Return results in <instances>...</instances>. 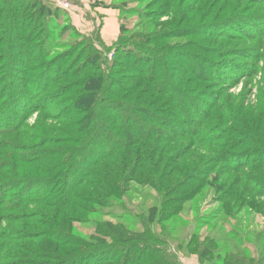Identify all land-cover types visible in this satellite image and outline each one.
Here are the masks:
<instances>
[{"label": "rangeland", "instance_id": "374dc122", "mask_svg": "<svg viewBox=\"0 0 264 264\" xmlns=\"http://www.w3.org/2000/svg\"><path fill=\"white\" fill-rule=\"evenodd\" d=\"M38 1L46 10L33 22L56 23L46 29L51 49L45 61L63 62L57 70L64 73L68 68L69 77L63 80L78 86L75 92L83 105L73 115L61 117L58 112H68L69 100L76 95L47 100L45 111L31 115L19 131L0 135V264H60L88 250L89 244L97 250L142 246L147 234L153 237L149 245L158 246L162 240L168 247L161 245V250L170 248L181 264H264V0H69L67 9L57 0ZM48 9L51 15L46 14ZM153 12L161 15L151 22ZM108 19L114 25L104 32ZM147 26L167 37L152 48L171 65L168 73L177 91L161 95L152 90L166 84L149 83L138 75L129 83L125 79L134 73L124 68L123 61L110 66L111 79L128 90L118 97L121 101L135 100L137 90L129 91L134 86L151 90L148 100L155 103L148 107L153 110L149 114L153 122L148 124L163 136L143 139L129 151L121 149L112 157L121 159L113 169H106L104 162L94 168L95 176L105 168L115 170L114 182L128 180L119 191L120 199L100 193L102 187H95L100 185L91 177L89 185L76 189L72 205L60 207L45 198L21 201L18 193L25 183L35 178L47 181L59 171L54 169L59 158L88 147L77 131L94 117L85 98L93 80H83L100 74L96 68L101 61L91 62L93 55L106 54L108 63L115 60L122 39ZM10 36L11 31L0 30V90L5 65L13 57ZM37 44L34 41L30 47ZM188 52L194 64L186 73L182 62ZM87 61L93 66L81 69ZM146 67L144 75L164 71L153 64ZM52 102L54 106L48 107ZM38 123L49 131L50 139L43 146H38L39 135L32 130L40 127ZM66 138L71 143L57 145ZM99 140L89 146L86 155L91 160L96 149L102 150ZM17 146L32 149L20 153L14 150ZM146 162H151L150 168ZM134 165L147 167L146 175L144 170L130 175ZM188 176L194 179L184 189L181 185ZM84 192L88 197L79 198ZM107 223L118 230L112 233L114 238L103 227ZM120 230L127 236L125 245L117 243ZM64 238L66 244L81 242L83 249L64 246ZM166 260L176 263L170 255Z\"/></svg>", "mask_w": 264, "mask_h": 264}, {"label": "trees", "instance_id": "16d2710c", "mask_svg": "<svg viewBox=\"0 0 264 264\" xmlns=\"http://www.w3.org/2000/svg\"><path fill=\"white\" fill-rule=\"evenodd\" d=\"M26 1L33 3L35 6H31ZM10 2L16 4H10ZM36 6L39 7V10L37 11H35L34 8ZM2 7H5V10ZM0 9V30L5 32L11 31L9 39L12 42L11 45L14 47V50L12 49L13 54H11L13 57L10 56V62H8L4 68L6 72L4 75L2 73L3 77H5L2 79L0 90V135L19 131L31 115L45 111L44 109L46 108H43L42 106L47 100L52 99L53 101H56L58 98H62L63 96L72 93L76 96L69 100L72 104L70 110L68 112L64 111V114H62L63 112L61 111L58 113L61 117L73 115V113L77 112V109L79 110L81 105H83L80 103L81 99L77 96L78 92H75V89H77L78 86L67 84L63 80L69 76L67 71L68 68H66L64 73H60L61 70H57V67H60L61 69L64 67L62 61L58 63H54L51 60L45 61L51 49V39L46 32L48 28H53L56 23L50 20L43 21L42 23L33 22L35 19L40 18L41 15H43V11L46 10V5L38 0H0ZM12 12L14 14H12ZM46 14L51 15V10L48 9ZM160 15L161 14L158 12L149 14L152 19L151 22H154L153 19H158ZM19 26L22 28H19ZM28 28L31 29V32L27 31ZM147 29H149L148 26L140 33L132 35L127 39H122V42H120L121 46H118L113 54L116 59H113L109 63L107 59H104L106 54L98 53L97 55H93L94 57L92 56L94 61L91 62L96 63V61H101V67L98 66L99 68H96V70H100V74L97 78L86 77L83 80H89V82L93 80V85L89 87L91 89L88 91V96L85 98H88L87 100L90 105L89 113L93 114L94 117L90 123L85 124V126L82 125V128H79L77 131L80 135L82 134V136H84V139L81 141L83 146L88 145V147H83V151L79 150L77 153L70 152V156L65 155L64 157L59 158L57 164L54 166V169H59V171L51 175L47 181L35 178L34 180L25 183L27 185L23 186H26V188L23 191L20 189L18 193L21 201L33 200V202H37L42 201V198H45L46 200H49V203H58L57 206L60 207L72 205L77 199L75 194L76 189L86 184L89 185L90 183H88V180L91 177H95L96 183L100 185L95 187H102L99 191L100 193L107 195L108 199H120L119 191L123 188L124 182L126 184L129 183L128 180H124L123 182L119 181V184L118 182H114V177L116 176L115 170L105 171V168H103V171L99 172L100 175L95 176L93 173L94 168L104 162L107 163L105 165L107 166L106 169H113L114 165H117L121 159L119 156L115 158L112 157L119 153L118 151L121 149L128 148L129 151L139 145L143 139L149 140L150 138L155 139L159 137L161 139L163 136L159 134L160 130L148 124L153 122L149 117V114H151L153 110H150L148 107L155 103L152 100H148V95L151 90L147 88L141 90V85L134 86L133 88H130L129 91L137 90L135 100H130L128 96L127 99L129 100L121 101V98L118 97H121L124 92L127 93L128 90L121 87L119 82L114 80V78L111 79L110 72L112 68L110 66H115L117 63L116 61L118 60L120 62L123 61L121 63H124V68H127L130 71L132 70L134 73L125 79L129 83H132V81L136 79L135 75H138L143 76L142 78L149 83L152 82L153 84H156L159 81L158 85L166 84L165 88L156 86L152 90L157 93L159 92L161 95L169 96L177 91L175 88V80L169 77L170 72L168 69L170 71L172 70L171 65H169L167 61L162 62L160 59V56L162 55L152 48L153 45L160 44L166 40L167 37L162 34H157L155 28H153L155 31L152 32ZM18 30H20L19 33L15 32ZM121 32L126 33L127 31L121 28ZM44 33H46L45 37L38 41ZM14 34H19V36H15ZM13 38L15 40H13ZM21 38H25L24 42L27 43L26 47L22 46V43L24 42H19V40H22ZM34 41L39 44L32 48L30 47V44ZM31 51L34 54H31ZM177 52L185 54L183 50ZM162 57L164 58V56ZM192 58V54L188 52L185 55V59L187 60L182 62L187 69L186 73H189L188 71L193 69L194 63L190 61ZM91 62L87 61L82 63L81 69L83 68V70H85L90 68V65L93 66ZM102 62H105L106 64H102ZM149 64L155 65L157 69H164V71H160L157 74L154 73L153 75H144L146 74V66ZM83 70H80L79 72ZM85 103L86 102H84V104ZM51 106H54V102L48 105V107ZM90 125H92V128ZM83 127H86L85 130ZM32 130L39 135L38 138H35V135L31 134H26L25 136L27 138H35L38 146L41 144V146H43L45 145L44 143L49 141L50 137L47 135L49 131L44 127H41V125L40 127H33ZM21 136H24V134L21 133ZM99 136H105V138H100ZM94 140H99L98 144L102 150H100V148L96 149V151H94L95 159L91 160L86 154H88L87 151L90 147L93 146L95 142ZM107 140H109V145H105ZM69 143H71L70 138H66L57 142V145ZM31 149L32 148L24 150L21 149V146H17V149L14 150H17L20 153H25ZM40 154L45 155V152ZM17 157L19 161H27L23 157ZM27 159L30 160V158ZM109 159L113 160L112 163L108 161ZM147 163L148 162H146V164ZM147 167H151V162L150 164L148 163ZM147 167L145 168V166H143L138 168L137 165H134L132 170H130V175H137L139 170H144L143 174L146 175L145 170H148ZM56 177H58V179H56ZM120 179L122 180L123 178L120 177ZM193 179L192 176H188L185 178L186 181L182 183L181 187L186 189L191 185L190 183ZM98 180L100 182H97ZM91 185L94 186L95 184ZM127 187L128 186L125 185L126 191L128 190ZM174 191H176L177 194L179 193V190L177 189H174ZM86 193L84 192L83 195H79V198L88 197ZM103 227H107L109 231L108 235L114 238L112 233L118 231L116 227L109 223ZM124 231L126 230L123 229V232ZM121 232L122 230H120V234L118 235L117 243L125 245L127 243V236ZM148 235L149 234L146 235L148 238L143 237L145 238L143 239L145 244L142 246L132 245L130 248L123 246L112 249L107 247L104 250H97L95 245L92 246L89 244L87 245L88 250L86 251H84L85 249H83L81 242L66 244L69 241L67 238H64V246H71L72 250H77L78 248H82L83 250L59 263L172 264L166 260V257L170 255V257L176 261L175 264H181L179 258H177L170 248H167L168 250L165 251L161 250V245H163V247L167 246L162 240L158 246L149 245L147 241L148 239L152 240L153 237ZM107 239H110V237H107ZM132 249L134 250L132 251Z\"/></svg>", "mask_w": 264, "mask_h": 264}, {"label": "crops", "instance_id": "0c3cea01", "mask_svg": "<svg viewBox=\"0 0 264 264\" xmlns=\"http://www.w3.org/2000/svg\"><path fill=\"white\" fill-rule=\"evenodd\" d=\"M93 3H95V2L93 1ZM100 5H101V4H100ZM101 7L106 8V9H109L107 6H103V5H101ZM106 9H104V10H106ZM105 23H106V25H105V27H104V29H103L104 32H106L105 29L109 28V30H110V28L114 25V23L111 22L110 19H108L107 22H105ZM118 30H119V29L116 30L117 33H118ZM115 35H116V34H115ZM115 35H113V36H115ZM115 39H116V38H115ZM115 39H114V40H115ZM114 40H113L112 42H114ZM104 42L107 43V40H104ZM112 42L109 43V44H112Z\"/></svg>", "mask_w": 264, "mask_h": 264}, {"label": "built area", "instance_id": "2783aa9c", "mask_svg": "<svg viewBox=\"0 0 264 264\" xmlns=\"http://www.w3.org/2000/svg\"><path fill=\"white\" fill-rule=\"evenodd\" d=\"M57 3L61 8H65V9L71 6L69 0H57Z\"/></svg>", "mask_w": 264, "mask_h": 264}]
</instances>
